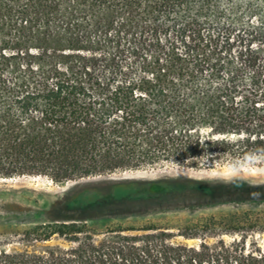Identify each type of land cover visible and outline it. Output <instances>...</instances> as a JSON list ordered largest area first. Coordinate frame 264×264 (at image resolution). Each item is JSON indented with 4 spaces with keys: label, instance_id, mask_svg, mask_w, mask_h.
Returning a JSON list of instances; mask_svg holds the SVG:
<instances>
[{
    "label": "trees",
    "instance_id": "trees-1",
    "mask_svg": "<svg viewBox=\"0 0 264 264\" xmlns=\"http://www.w3.org/2000/svg\"><path fill=\"white\" fill-rule=\"evenodd\" d=\"M247 162L264 163V0H0V179ZM263 201L241 179L95 183L0 240V264H264L245 233L200 236L228 234L215 220L178 235L197 246L154 225L86 224ZM249 221L232 217V232ZM53 239L71 246L9 247Z\"/></svg>",
    "mask_w": 264,
    "mask_h": 264
},
{
    "label": "rangeland",
    "instance_id": "rangeland-1",
    "mask_svg": "<svg viewBox=\"0 0 264 264\" xmlns=\"http://www.w3.org/2000/svg\"><path fill=\"white\" fill-rule=\"evenodd\" d=\"M96 178L99 179L94 180ZM96 178H86L66 184H55L48 178L37 175L0 179V240H3L6 235L14 236L15 232H22L39 224L50 223L52 220L49 219V212L52 207L70 191L87 185L95 183L131 184L185 179L209 182H229L241 179L249 183L264 185V163L247 162L213 168L165 165L163 167L135 171H119ZM188 204L160 206L155 209H149L152 212L141 216L119 220L87 221L86 224L96 233H103L107 228H115L117 226L141 228L154 225L176 235L173 240L176 243L197 246L201 242L199 239L185 240L178 235L187 228L197 229L215 220L221 224L220 228H223L224 232H228V234L216 236L214 233L199 232L200 236H207L206 240L209 243L217 242L219 239H223L228 243L234 240H241L242 235L245 233L247 234V246L257 243L264 250V201L257 204L245 202L220 206L216 204L208 207L193 205L196 202H189ZM232 217L239 220L249 219L248 223L252 225L248 224V226L251 229L243 233H233L231 226L235 223H231ZM99 238L101 239L102 236H99ZM47 246L68 248L71 245L62 240L53 239L47 243H37L28 246L15 243V245L9 247H17L29 251L36 250L38 252Z\"/></svg>",
    "mask_w": 264,
    "mask_h": 264
},
{
    "label": "water",
    "instance_id": "water-1",
    "mask_svg": "<svg viewBox=\"0 0 264 264\" xmlns=\"http://www.w3.org/2000/svg\"><path fill=\"white\" fill-rule=\"evenodd\" d=\"M99 178H96V179H94V180H98Z\"/></svg>",
    "mask_w": 264,
    "mask_h": 264
},
{
    "label": "bare ground",
    "instance_id": "bare-ground-1",
    "mask_svg": "<svg viewBox=\"0 0 264 264\" xmlns=\"http://www.w3.org/2000/svg\"><path fill=\"white\" fill-rule=\"evenodd\" d=\"M237 177V176H236Z\"/></svg>",
    "mask_w": 264,
    "mask_h": 264
}]
</instances>
